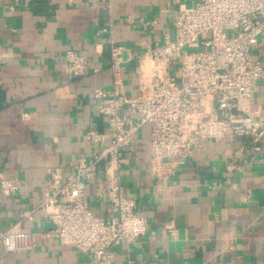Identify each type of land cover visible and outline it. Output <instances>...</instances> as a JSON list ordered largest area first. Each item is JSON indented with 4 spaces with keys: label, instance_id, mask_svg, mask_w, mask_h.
Returning <instances> with one entry per match:
<instances>
[{
    "label": "crops",
    "instance_id": "0c3cea01",
    "mask_svg": "<svg viewBox=\"0 0 264 264\" xmlns=\"http://www.w3.org/2000/svg\"><path fill=\"white\" fill-rule=\"evenodd\" d=\"M191 0H0V178L18 179L13 196L0 193V233L15 224L46 193L45 172L59 166L73 173L80 158L101 145L82 140L88 128L106 131L97 114L95 89L110 91L109 42L125 49V91L134 96L132 73L141 43L160 44L172 32L179 10ZM264 43V40H260ZM86 57L83 78L69 80L62 55ZM264 64V51L253 50ZM251 109L263 110L264 83L252 93ZM247 140L211 142L195 151L169 180L166 192L152 196L147 161L148 127L124 150L120 179L147 220L135 245L122 242L115 264H264V149L254 158L238 150ZM102 172L86 182L92 213L111 216L104 200ZM46 214L35 211L22 229L46 231ZM0 264H92L84 254L57 241L37 242L29 253H6Z\"/></svg>",
    "mask_w": 264,
    "mask_h": 264
},
{
    "label": "built area",
    "instance_id": "2783aa9c",
    "mask_svg": "<svg viewBox=\"0 0 264 264\" xmlns=\"http://www.w3.org/2000/svg\"><path fill=\"white\" fill-rule=\"evenodd\" d=\"M100 2L108 5L110 0ZM191 2L190 8L178 11L172 32H164L160 44L142 42L140 53L129 58L136 62L134 96L125 91V49L109 42L112 88L90 92L106 131L88 128L82 136L101 148L77 160L70 175L59 166L46 170L44 198L0 233L4 252L29 253L37 242L57 241L92 264H115L117 247L122 242L135 245L146 233L147 220L120 179L124 150L144 127L152 196L166 192L178 168L208 143L245 139L247 145L238 154L247 159L264 149L263 110L253 112L250 106L253 91L264 83V64L252 58L253 50L264 51V0ZM61 58L69 80L86 75V57L67 50ZM100 170L102 196L111 210L105 221L92 213L85 193L86 182ZM19 188L18 179L0 178L4 196L15 195ZM35 211L46 214L48 230L22 229Z\"/></svg>",
    "mask_w": 264,
    "mask_h": 264
},
{
    "label": "rangeland",
    "instance_id": "374dc122",
    "mask_svg": "<svg viewBox=\"0 0 264 264\" xmlns=\"http://www.w3.org/2000/svg\"><path fill=\"white\" fill-rule=\"evenodd\" d=\"M227 35H228L229 37L231 36V34H230V33H228ZM263 37H264V34H263Z\"/></svg>",
    "mask_w": 264,
    "mask_h": 264
}]
</instances>
